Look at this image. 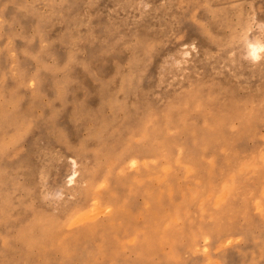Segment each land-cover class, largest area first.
I'll return each mask as SVG.
<instances>
[{
    "label": "rangeland",
    "instance_id": "374dc122",
    "mask_svg": "<svg viewBox=\"0 0 264 264\" xmlns=\"http://www.w3.org/2000/svg\"><path fill=\"white\" fill-rule=\"evenodd\" d=\"M0 264H264V0H0Z\"/></svg>",
    "mask_w": 264,
    "mask_h": 264
},
{
    "label": "bare ground",
    "instance_id": "6f19581e",
    "mask_svg": "<svg viewBox=\"0 0 264 264\" xmlns=\"http://www.w3.org/2000/svg\"><path fill=\"white\" fill-rule=\"evenodd\" d=\"M250 42V41H249ZM253 46H255V48H256V58H253V56H252V48H253ZM247 49L249 50V52H248V54H250L251 55V59L252 60H256L259 56H260V51L263 49V44L262 43H252V42H250V43H248V45H247ZM106 91H108V86L105 84L104 85V88H101V93H103V95H105L104 93H106ZM99 118V117H98ZM169 122V121H168ZM136 132H138V134L140 135V136H146V135H150V131L146 128V127H144L142 130H139V131H136ZM201 134H202V132H200ZM204 133H206V132H204ZM126 144L128 145V146H132L131 144H132V136H131V138L130 139H126ZM151 148L150 147H148L147 148V150L145 151V152H148L149 150H150ZM256 177H258V175H256V176H254V178H256ZM116 214H119V210L117 211V213Z\"/></svg>",
    "mask_w": 264,
    "mask_h": 264
},
{
    "label": "snow or ice",
    "instance_id": "6c2138e0",
    "mask_svg": "<svg viewBox=\"0 0 264 264\" xmlns=\"http://www.w3.org/2000/svg\"><path fill=\"white\" fill-rule=\"evenodd\" d=\"M251 54H252L253 58H256V48H255V46H253Z\"/></svg>",
    "mask_w": 264,
    "mask_h": 264
}]
</instances>
